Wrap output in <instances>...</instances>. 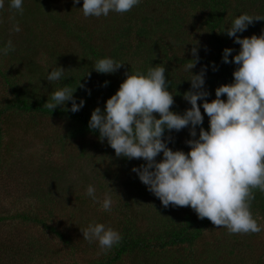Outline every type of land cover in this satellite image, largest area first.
<instances>
[{
	"label": "trees",
	"instance_id": "obj_1",
	"mask_svg": "<svg viewBox=\"0 0 264 264\" xmlns=\"http://www.w3.org/2000/svg\"><path fill=\"white\" fill-rule=\"evenodd\" d=\"M55 1L23 0L22 13L10 8L8 0L0 8V47L10 40L14 48L7 55H0V85L4 91L0 96V180H19V192L26 187V192L14 197L10 213L0 212V264H76V251H96L90 245L92 242L86 241V245H82L81 232L89 222L83 221L84 225L76 222L71 231L55 222V210L68 208V216L75 218L82 209L70 211L74 205L90 206L94 202L82 193V185L78 186L82 174H70L76 158H83L87 148L91 150L94 163L104 166L106 173L109 170L102 175L104 181L115 182L121 175L127 176L125 186L128 185L133 197L139 201H135L137 207L133 206V199L130 204L125 202L117 209L115 226L106 225L121 235L119 244L102 251L86 264H235L228 260L233 250L225 254L226 245L210 228L212 223L207 218H198L190 207L166 209L155 206L157 202L145 207L144 197L153 194L131 171L144 161L117 158L106 141H98V133L90 131L87 122L94 108L100 107L103 111L105 100L118 89L125 73H146L150 66L159 64L165 67L168 90L174 95L170 110L182 113L190 107L182 95L190 87L186 81L190 79L186 65L193 59V47L197 49L199 61L190 71L195 74L202 66L207 68L204 88L210 102L215 98L216 87L232 82L236 67L231 62H221L222 50L233 49L229 61L239 50V45L221 31L229 27L236 16L247 13L260 20H253L237 35L241 38L253 34L259 36L264 31V0H140L131 10L125 13L110 11L108 17H85L79 9L82 0L75 5L72 0ZM14 25L20 28L15 34L12 32ZM57 36L66 42L62 44ZM38 51H44L46 56L41 64L36 62ZM104 57L122 63L121 67L112 74L96 73L92 68ZM55 66L65 69L64 75L58 81L48 82L45 77ZM78 81L85 87H76ZM65 84L76 87L73 96L84 100L83 107L72 113L63 110L70 107V103L65 102L63 108L57 106L50 111L44 103L52 92ZM221 99H224L223 95ZM197 103L199 106L200 101ZM200 111L203 116L200 127L207 131L208 117L202 108ZM14 120L19 121L15 131L20 134L27 133L30 124L31 129L40 123L46 127L44 120L62 123L63 133L58 137L61 157L59 154L58 159L55 158L50 147L29 150L21 145L12 152L2 138L13 124L10 121ZM179 132L190 138L187 128ZM175 133H166L170 137L167 147L187 153L186 140H180ZM76 144L78 157L66 152L69 146ZM160 158L158 154L155 159L159 161ZM10 170L15 171V175ZM8 189L16 192L4 187L0 189V195L9 196ZM252 192L250 212L264 225V192L258 188ZM21 200L33 202L14 205ZM150 207L148 214L146 210ZM100 214L104 216V213ZM225 231L232 238L229 242L236 245L243 237L245 240L252 238L250 233H230L226 227ZM74 233L80 239H76ZM53 236L54 243L49 242ZM241 247L244 248L240 249L242 264H247L249 259L245 253L250 252L251 257L254 250L251 244L244 243ZM249 264L264 263L251 260Z\"/></svg>",
	"mask_w": 264,
	"mask_h": 264
},
{
	"label": "clouds",
	"instance_id": "obj_2",
	"mask_svg": "<svg viewBox=\"0 0 264 264\" xmlns=\"http://www.w3.org/2000/svg\"><path fill=\"white\" fill-rule=\"evenodd\" d=\"M72 2L75 5L80 0ZM139 2L82 0L79 9L85 17H100L107 16L110 11L125 13ZM22 3L23 0H8V6L19 13L23 12ZM4 5L5 0H0V8ZM253 20L260 18L241 13L221 31L239 45V50L231 61L228 58L233 49L222 50L221 62H231L236 67L232 82L216 87L215 98L210 102L204 88L207 68L202 66L195 74L190 71L199 61L197 49L193 47V59L186 65L190 75L186 81L190 87L182 95L190 107L182 113L170 110L174 95L168 90L165 67L159 64L150 66L146 73H125L118 89L105 100L103 111L100 107L94 108L87 122L88 129L96 131L98 141H106L117 158L144 161L131 171L162 206H188L198 218H207L215 226L226 227L230 233L261 230L252 217L250 203L254 198L252 189L264 192V31L259 36L253 34L241 38L237 35ZM13 30L20 31V28L14 25ZM12 50L9 40L0 47V55H7ZM121 65L104 57L95 62L92 70L98 74H112ZM64 72L65 69L55 66L45 79L58 81ZM79 81L76 87L84 88ZM76 87L67 84L58 87L44 105L52 111L69 102L70 107L63 110L79 111L84 100L73 96ZM222 95L224 99H221ZM201 108L208 117L207 131L200 127L203 121ZM184 128L188 129L190 137L184 142L189 151L185 153L167 147L170 137L166 133ZM158 154L161 156L159 161L155 159ZM85 193L96 200L92 185L86 187ZM111 204V194L105 193L102 208L107 211ZM81 234L84 240L97 242L101 251L111 249L122 239L116 230L95 221L90 222Z\"/></svg>",
	"mask_w": 264,
	"mask_h": 264
},
{
	"label": "rangeland",
	"instance_id": "obj_3",
	"mask_svg": "<svg viewBox=\"0 0 264 264\" xmlns=\"http://www.w3.org/2000/svg\"><path fill=\"white\" fill-rule=\"evenodd\" d=\"M55 2H62V0H57ZM61 3H59L58 6H60ZM110 13V12H109ZM109 15V14H108ZM107 15V17H108ZM81 17V16H80ZM106 20V18H105ZM7 28H9V25L6 26ZM12 32L15 34L18 31H14L13 27H12ZM59 39H61V43L64 44L66 41L64 39H62L61 36H57ZM66 45V44H65ZM38 56H36V62H39V64H41L40 61H42L43 59L46 58L45 56V52H40L38 51ZM4 95V91L1 89V85H0V96ZM14 118V117H13ZM12 118V119H13ZM46 121L47 126L45 127L43 123H40L38 126H35L34 128H30L31 124L29 125V129L27 133H18L17 131V124H19V121H10L13 122V124H11V128H9L8 130H6L7 132L3 135L2 138V142L4 143V145H8L10 146V149L12 150V152H15L18 150V148L20 149L21 145L27 146L30 149H34V150H39L42 147H50L54 152L53 155L55 156V158H57V155H59V146L58 142L59 139L58 137H60V135L63 133V129L62 127V123H47L49 120H44ZM18 122V123H17ZM42 122V121H40ZM26 126L23 127V129H25ZM22 129V130H23ZM31 129V130H30ZM48 132V133H47ZM45 133V137L43 136V134ZM48 134H50V136L48 137ZM175 136L178 135V138L182 141L187 140V136L184 133H180V132H176L174 134ZM39 136L40 139H39ZM77 145V144H76ZM73 145V146H69L67 149V153L71 154L72 156H76L78 157L79 153V148L78 145ZM87 151L84 152V156L83 158H76V163H74V165L72 166V170L70 171L71 176L74 175H81L82 176V182L79 184L78 186L82 185V193H85L86 187L88 185H92L95 189V196H96V202L94 203L92 202V204H90V206L87 205H74L73 208L70 210L72 212H76L82 209V212L80 214H76L77 216L74 218H72L71 216L69 217V213L67 212L68 208H63L62 210H55V213L57 215L55 222H59L61 227L63 229H66L68 231H71L72 226L76 223V222H81L83 225V221H87V222H100L103 223L105 225H113L115 226V218L117 217V209L122 206L125 202H127L128 204H130V200H132L133 206L137 207V203H135V201H139L138 198L133 197V194L130 190V188L128 187V185L125 186V181L127 180V176L126 178L121 175L120 179L115 182H110L105 180L102 177V175H106L109 170L106 173V168L104 166H100L98 163H94V159H92V157L90 156V148L86 149ZM1 154L3 155V152H1ZM89 154V156H88ZM93 154H95V152H93ZM61 157V154H60ZM58 159V158H57ZM88 162V163H87ZM95 164V165H94ZM10 173L15 175V171H11ZM17 175V174H16ZM102 180H100L99 179ZM80 179V177H78V180ZM21 182L19 180H15L13 182H8V179H2L0 180V189L4 188V187H9L11 189H15L16 192L12 191V190H6L7 192V196L6 198H4L3 196L0 195V212L4 214L6 213H10L9 211L11 210V206L14 203V197L19 196L20 193H22L23 191L26 192V187L23 186L24 190H20L21 185H19ZM102 184V188H99L98 186ZM17 188V189H16ZM114 191H112L111 189ZM19 189V190H18ZM105 193H110L111 194V199H112V204L109 210H104L101 206L102 201L104 199V195ZM140 199V198H139ZM144 199L146 200L144 203V206L147 207L150 205V203H155L157 202V204H155V206L158 207H164L161 205L160 201L158 198H156L154 195L152 196H148L144 197ZM33 202V200L31 201H19L18 203H15L14 205L18 204L22 205V204H27ZM97 205V206H96ZM24 206V205H23ZM22 207V206H20ZM94 207V208H93ZM174 206L172 204H169L167 208H173ZM93 211V212H92ZM147 213L150 214L151 213V207L148 208ZM100 213H104V216H102ZM3 214V215H4ZM2 216V214H0ZM253 219L256 221V223L260 226V231L257 233H250L252 234V238H247V240H245V237H243L242 239H240L239 241H237V245L235 244V242H229L232 240L231 237H229L228 233L225 231V227L221 226V228L219 226H215V225H211L210 228L213 229V231H215V234L217 235L216 237L220 239L221 243H224L226 245V247L223 249V251H225L226 255L227 252L230 250H233V254H231L228 257V260L231 262H234L235 264H242V250L240 249H244L241 247L242 244H246L248 246V244H251V248L254 250L253 254L251 255V257L249 256L250 252H246L245 256L247 255L246 259V263L249 264L252 262H256L257 261H261L264 263V225L262 223V220L259 217L256 216H252ZM88 219H90L88 221ZM54 223V222H53ZM80 224V225H82ZM1 227V226H0ZM7 229V228H6ZM220 230V231H219ZM207 234H210V232H207ZM76 239H80L77 235V233H74ZM211 235V234H210ZM50 236V235H49ZM55 241V237H50V241L49 242H53ZM86 240H84L82 238V245L85 246ZM42 245V244H41ZM90 245H92L96 251H76V264H86L87 261L93 257H95L96 255L102 253L101 249L99 248L97 242L93 241ZM252 245L254 247H252ZM44 246V245H42ZM239 246V247H238ZM237 247V248H236ZM83 249V248H82ZM85 249V248H84ZM224 254V255H225ZM131 259V258H130ZM129 259V260H130ZM128 260V262H129ZM125 264H128L127 262H125Z\"/></svg>",
	"mask_w": 264,
	"mask_h": 264
}]
</instances>
